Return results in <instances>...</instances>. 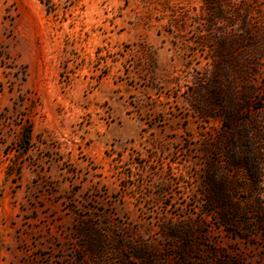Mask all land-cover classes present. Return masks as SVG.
Listing matches in <instances>:
<instances>
[{
	"label": "rangeland",
	"instance_id": "1",
	"mask_svg": "<svg viewBox=\"0 0 264 264\" xmlns=\"http://www.w3.org/2000/svg\"><path fill=\"white\" fill-rule=\"evenodd\" d=\"M0 264H264V0H0Z\"/></svg>",
	"mask_w": 264,
	"mask_h": 264
},
{
	"label": "trees",
	"instance_id": "2",
	"mask_svg": "<svg viewBox=\"0 0 264 264\" xmlns=\"http://www.w3.org/2000/svg\"><path fill=\"white\" fill-rule=\"evenodd\" d=\"M205 2V4L207 5L208 8H210V6L215 2V0H203ZM251 172V170H250ZM260 175V170H258L257 168H255V170L251 172V176L256 179V177H258Z\"/></svg>",
	"mask_w": 264,
	"mask_h": 264
}]
</instances>
